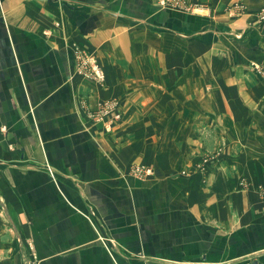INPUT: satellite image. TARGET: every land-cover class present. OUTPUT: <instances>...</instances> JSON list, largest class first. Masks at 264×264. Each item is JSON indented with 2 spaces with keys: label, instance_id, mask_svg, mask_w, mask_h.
<instances>
[{
  "label": "crops",
  "instance_id": "0c3cea01",
  "mask_svg": "<svg viewBox=\"0 0 264 264\" xmlns=\"http://www.w3.org/2000/svg\"><path fill=\"white\" fill-rule=\"evenodd\" d=\"M186 1L0 0V264H264V0Z\"/></svg>",
  "mask_w": 264,
  "mask_h": 264
},
{
  "label": "built area",
  "instance_id": "2783aa9c",
  "mask_svg": "<svg viewBox=\"0 0 264 264\" xmlns=\"http://www.w3.org/2000/svg\"><path fill=\"white\" fill-rule=\"evenodd\" d=\"M161 3L164 4L165 2L161 1ZM71 53L75 74L98 84L103 82L104 72L94 56L75 45L72 46ZM89 119L100 123L102 128L108 131L113 123L121 119V114L118 111L116 102L104 101L97 106L94 112L89 114ZM130 173L137 177H145L150 175L151 172L145 167L134 166L130 169Z\"/></svg>",
  "mask_w": 264,
  "mask_h": 264
},
{
  "label": "rangeland",
  "instance_id": "374dc122",
  "mask_svg": "<svg viewBox=\"0 0 264 264\" xmlns=\"http://www.w3.org/2000/svg\"><path fill=\"white\" fill-rule=\"evenodd\" d=\"M161 1L165 2L164 4L161 3ZM157 4L160 8H172L174 10H179L180 12H184V11H188L190 12L191 8H190V4H188V2L186 0H157ZM237 9H235L234 11L232 9H228L226 11V14L228 15H232L230 13H236ZM263 12V14H259L260 17H258V19H262L263 17H261L262 15L264 16V10H260ZM262 71V75H264V71Z\"/></svg>",
  "mask_w": 264,
  "mask_h": 264
}]
</instances>
